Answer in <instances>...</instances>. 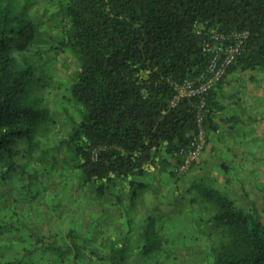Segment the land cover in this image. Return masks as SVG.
<instances>
[{"label":"trees","instance_id":"16d2710c","mask_svg":"<svg viewBox=\"0 0 264 264\" xmlns=\"http://www.w3.org/2000/svg\"><path fill=\"white\" fill-rule=\"evenodd\" d=\"M60 1V46L69 48L77 62L67 100L78 117L69 115L70 130L56 146L71 151L99 195L126 182L133 204L146 185L141 177L163 161L162 153L179 162V150L194 130L199 95L172 105L174 84L210 76L214 52L205 44L214 42L213 32L224 37L225 45L240 40V52L206 92L207 138L222 108L217 98L226 77L234 71L264 73V0ZM28 4L0 0V180L15 170L19 151L38 147L56 123L36 92L37 82L42 88L49 82L28 54L42 35L41 20L28 12ZM33 54L41 57L37 49ZM191 190L214 205L211 220L221 227L222 237L211 247V264H264V221L257 211L236 207L201 179ZM116 198L121 201V194ZM3 229L0 223V264H18L3 260ZM67 236V249L77 248L76 230H68ZM156 239L148 237L142 253L155 250ZM49 247L61 261L71 251ZM125 256L120 247L97 264H125Z\"/></svg>","mask_w":264,"mask_h":264},{"label":"rangeland","instance_id":"374dc122","mask_svg":"<svg viewBox=\"0 0 264 264\" xmlns=\"http://www.w3.org/2000/svg\"><path fill=\"white\" fill-rule=\"evenodd\" d=\"M14 1L18 6L25 3ZM60 2L29 0L28 4V12L41 20L42 31L41 41L28 54L38 61V73L49 82L43 88L37 82L36 92L56 123L38 147L31 152L19 151L15 170L0 180L3 260L18 264H97L101 256L122 247L125 264H211V247L222 237L221 227L211 220L214 205L196 195V190L189 191V186L201 179L230 197L236 207L256 210L264 221V73L250 70L251 79L247 71L240 77L246 83L243 88H256L259 97L252 105L254 113L260 109L263 116L248 122L252 128L245 125L247 120L238 121L235 127L239 129L231 127L233 122L221 120L219 132L223 136L207 154L205 164L200 162L204 150L184 173L175 170V158L168 168L162 169L158 163V177L153 183L147 180L150 167L145 171L149 174L141 177L147 184L137 191L133 204L126 194V182L119 181L99 195L95 183L82 176L71 151L64 145L56 146L70 130L69 115L78 117L76 107L67 100L77 62L69 48L60 46L64 24ZM35 49L40 58L33 54ZM117 194H121V201ZM70 229L76 230L78 247L69 249L61 261L49 246L69 251ZM148 237H158V247L142 253Z\"/></svg>","mask_w":264,"mask_h":264},{"label":"built area","instance_id":"2783aa9c","mask_svg":"<svg viewBox=\"0 0 264 264\" xmlns=\"http://www.w3.org/2000/svg\"><path fill=\"white\" fill-rule=\"evenodd\" d=\"M211 37L214 42L205 44L206 50L214 52L208 69L210 76L204 79L185 80L174 84L176 93L171 101L172 105H175L183 97L199 95L195 111L194 130L188 142L179 150L180 160L175 169L178 173L188 171L199 160L205 149L208 142L205 127L206 92L221 78L225 67L240 52V40H236L234 44L225 45L222 42L223 36L213 32Z\"/></svg>","mask_w":264,"mask_h":264},{"label":"crops","instance_id":"0c3cea01","mask_svg":"<svg viewBox=\"0 0 264 264\" xmlns=\"http://www.w3.org/2000/svg\"><path fill=\"white\" fill-rule=\"evenodd\" d=\"M242 73H244V71L243 72L234 71L231 74H229L226 77V82L223 84L222 89L218 93L219 96L217 100L222 108L216 111V115L213 121V124L215 125V129H209L208 142L206 144V147L200 159V162L203 164H205L207 161V154L209 155V151L213 150V148L215 147L217 139L218 138L221 139V137L223 136L219 132V129L222 126L221 120H224L225 122H233L231 124V127L234 129L235 128L239 129L235 127L238 124V121L241 120V122H245L247 120V123H248L251 120H258L263 116V114L261 115L259 113L260 109L255 110L256 115L254 116L245 115L246 112L252 113V115L255 114L254 107H253L254 105H252V102H254L255 100L258 101L259 96L257 95L255 87L253 88V86H250V87H247L246 89L243 88L245 87L246 83H244V79L240 77H244L246 74L244 76L243 75L241 76ZM247 73H248L247 78L250 77L251 79L252 75L250 74V70H247ZM257 114L259 115L257 116ZM247 123H245L247 128L253 127V124L251 123L247 124ZM223 142L226 145L227 139L224 138ZM161 159L163 160L160 163V167L162 169L164 168L163 166H166L168 168L169 166H172V164H174L173 158L168 157L166 153L162 154ZM223 165L225 166L224 170H228L227 166L225 164ZM158 170H159V167H154L151 169L152 172L147 177V180L150 183H153L152 180L158 177V173H156ZM147 174L149 173L145 172L144 176L146 177ZM141 179L144 182H146L143 178Z\"/></svg>","mask_w":264,"mask_h":264}]
</instances>
